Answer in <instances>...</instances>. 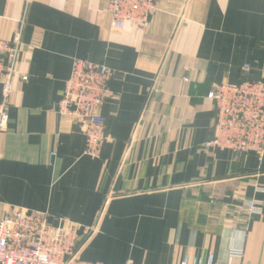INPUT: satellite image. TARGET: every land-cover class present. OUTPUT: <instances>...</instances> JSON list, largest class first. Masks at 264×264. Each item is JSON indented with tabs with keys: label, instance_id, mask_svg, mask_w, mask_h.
I'll return each mask as SVG.
<instances>
[{
	"label": "crops",
	"instance_id": "0c3cea01",
	"mask_svg": "<svg viewBox=\"0 0 264 264\" xmlns=\"http://www.w3.org/2000/svg\"><path fill=\"white\" fill-rule=\"evenodd\" d=\"M154 1L145 29L115 30L108 0H0V39L23 20L16 69L27 77L14 80L0 133V217L80 224L84 264H264V157L204 148L207 94L264 80V0ZM74 59L114 72L98 158L52 109Z\"/></svg>",
	"mask_w": 264,
	"mask_h": 264
},
{
	"label": "built area",
	"instance_id": "2783aa9c",
	"mask_svg": "<svg viewBox=\"0 0 264 264\" xmlns=\"http://www.w3.org/2000/svg\"><path fill=\"white\" fill-rule=\"evenodd\" d=\"M27 7L32 0H23ZM105 10L110 14L112 29L121 30L127 24L143 30L156 10L154 0H108ZM23 27L15 32L13 40L0 39V133L7 128L10 97L14 80L19 74L20 38ZM250 70L245 64L242 73ZM113 70L103 64L74 59L61 98L53 104V111L75 122L85 137L84 154L98 158L105 141L104 118L101 109L111 96L109 83ZM156 92V89H153ZM207 98L215 112L214 136L204 148L228 149L234 154H252L264 157V80L243 78L238 84L222 83L214 87ZM246 212L256 209L249 202ZM81 225L63 220L59 226H50L45 213L17 210L0 217V264H84L76 257ZM85 233L90 228H83ZM179 264H219L209 256L201 259L185 258ZM232 264V263H227Z\"/></svg>",
	"mask_w": 264,
	"mask_h": 264
}]
</instances>
